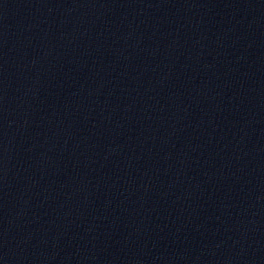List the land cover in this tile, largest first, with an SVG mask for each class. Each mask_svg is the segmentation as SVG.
Returning <instances> with one entry per match:
<instances>
[{
    "label": "water",
    "instance_id": "1",
    "mask_svg": "<svg viewBox=\"0 0 264 264\" xmlns=\"http://www.w3.org/2000/svg\"><path fill=\"white\" fill-rule=\"evenodd\" d=\"M0 264H264V0H0Z\"/></svg>",
    "mask_w": 264,
    "mask_h": 264
}]
</instances>
